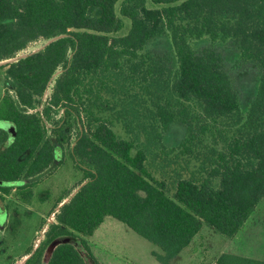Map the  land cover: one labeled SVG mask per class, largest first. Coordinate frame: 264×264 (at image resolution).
<instances>
[{"label": "trees", "instance_id": "16d2710c", "mask_svg": "<svg viewBox=\"0 0 264 264\" xmlns=\"http://www.w3.org/2000/svg\"><path fill=\"white\" fill-rule=\"evenodd\" d=\"M152 2L0 0V61L54 39L1 66L0 119L16 135L0 128V180H27L18 193L29 199L24 189L69 146L87 181L25 264H99L86 236L106 216L158 246L154 256L169 264L204 223L235 236L264 196V0ZM160 36L171 50L148 47ZM203 39L209 43L196 48ZM227 43L260 70L246 106L219 48ZM174 123L186 135L169 145ZM217 262L264 264L228 253Z\"/></svg>", "mask_w": 264, "mask_h": 264}, {"label": "rangeland", "instance_id": "374dc122", "mask_svg": "<svg viewBox=\"0 0 264 264\" xmlns=\"http://www.w3.org/2000/svg\"><path fill=\"white\" fill-rule=\"evenodd\" d=\"M147 5L152 7V0H147ZM119 6L120 2L117 4L118 8ZM126 20L130 24V20ZM124 32L126 29L118 34ZM46 43L44 39L33 42L18 56L37 51ZM208 43L209 39H203L195 41L194 45L200 48ZM148 47L160 52L172 49L167 36L151 40ZM219 48L226 56L235 87L239 91L243 105L246 106L256 94L260 70L254 64L241 60L234 47L228 43L219 44ZM7 62L8 60L0 61V114L6 92V74L1 66ZM51 92L52 83L44 95L45 102ZM60 113L56 115V119L60 118ZM3 122L0 119V128ZM52 124L48 123L49 128ZM116 129L124 135L120 126ZM185 135L186 127L174 123L165 133V141L169 145H178ZM75 138L74 131L71 141L73 142ZM55 156V164L40 177H36V182L24 189L32 191L29 199L18 193L15 187L10 191H4L0 187V207L3 209L0 210V264H24L36 249L42 247L48 239L49 226L56 220L58 207L63 202L57 205L59 200L66 195L70 198L83 184L81 182L85 172L76 166L70 154V147L65 146L64 149L58 147ZM27 183V180L16 182L0 180V186H24ZM86 240L90 252L99 264H163L153 254L154 250L161 252L158 246L113 216H106L94 233L86 236ZM224 253L264 260V196L235 236L228 237L204 223L191 243L169 264H219L217 259Z\"/></svg>", "mask_w": 264, "mask_h": 264}, {"label": "water", "instance_id": "95a60500", "mask_svg": "<svg viewBox=\"0 0 264 264\" xmlns=\"http://www.w3.org/2000/svg\"><path fill=\"white\" fill-rule=\"evenodd\" d=\"M54 39H52V40H50V41H48L46 44H48L49 42H51V41H53ZM43 48V47H42ZM34 52V51H33ZM32 53V52H31ZM28 54H30V53H27V54H23V55H21V56H16V57H14V58H10V59H7L8 60V62L7 63H9V62H13V61H17L19 58H21V57H25V56H27ZM3 61V60H2ZM1 128H4V129H7L10 133H12L13 135H16V128H15V125L13 124V123H11V122H9V121H4L2 124H1ZM87 181H85V182H83V184L73 193V195L86 183ZM72 195V196H73ZM71 196V197H72ZM70 197V198H71ZM70 198H66V200H64L61 204H60V206L58 207V210L61 208V206H63L66 202H68L69 200H70ZM70 241V237H65V238H61V239H57V240H55L53 243H52V245L50 246V250H53L56 246H58L60 243H62V242H69ZM30 257V256H29ZM28 257V258H29ZM27 258V259H28ZM26 259V260H27ZM26 260H25V262H26ZM24 262V263H25Z\"/></svg>", "mask_w": 264, "mask_h": 264}, {"label": "flooded vegetation", "instance_id": "af4514ba", "mask_svg": "<svg viewBox=\"0 0 264 264\" xmlns=\"http://www.w3.org/2000/svg\"><path fill=\"white\" fill-rule=\"evenodd\" d=\"M0 187H2V186H0ZM14 187L18 189L20 186H14ZM0 210L3 211V209H2L1 207H0ZM8 215H9V214H8ZM8 215H7V217H8ZM7 220H8V219H7ZM24 264H25V263H24Z\"/></svg>", "mask_w": 264, "mask_h": 264}]
</instances>
